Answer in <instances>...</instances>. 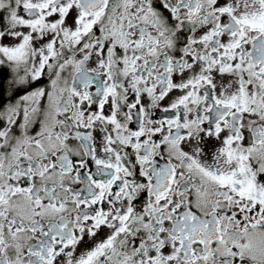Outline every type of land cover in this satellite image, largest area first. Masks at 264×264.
Instances as JSON below:
<instances>
[{"label":"snow or ice","instance_id":"1","mask_svg":"<svg viewBox=\"0 0 264 264\" xmlns=\"http://www.w3.org/2000/svg\"><path fill=\"white\" fill-rule=\"evenodd\" d=\"M0 264H264V0H0Z\"/></svg>","mask_w":264,"mask_h":264}]
</instances>
